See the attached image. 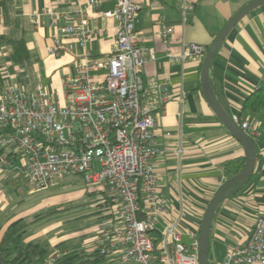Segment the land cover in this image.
Wrapping results in <instances>:
<instances>
[{
    "label": "crops",
    "instance_id": "0c3cea01",
    "mask_svg": "<svg viewBox=\"0 0 264 264\" xmlns=\"http://www.w3.org/2000/svg\"><path fill=\"white\" fill-rule=\"evenodd\" d=\"M134 1L139 5L135 16L139 45L153 52V58L142 71V103L157 121L155 143L161 152L153 164L160 196L169 205L168 212L158 223V231L153 234L159 238V231L166 222H179L184 243L192 245L195 241L192 235L199 238L209 202L229 180L224 172L225 163L238 158L240 166L246 165L242 143L226 128L203 93L204 59L227 23L254 0ZM87 2L6 0V8L0 10V35L23 38L29 59L24 64L13 61L12 45L0 43V95L10 88L32 93L42 90L62 105L70 103L65 80L74 74L75 65L84 59L85 50L100 59L112 53L119 21L116 17H106L104 12L114 11L116 1L101 0L97 7L88 8L89 27L99 33L85 48L74 44L72 51L62 52L59 57L49 52L58 29L51 26L44 12L61 13L68 9L74 13L84 9ZM187 4H192L193 8L183 15ZM37 13L40 14L38 22ZM164 23L173 28L168 43H163L160 36ZM193 43L203 45L206 53L182 58L183 51ZM105 73L102 70L94 72L93 76L103 80ZM209 80L227 114L231 118L239 116L250 120L262 135L254 141L257 162L250 179L237 192H228L212 221L209 262L223 264L228 250L247 240L264 208V114L258 121L255 115L243 110L248 97L264 84V5L248 13L219 45L211 62ZM13 175L19 174L15 171L0 174V187L2 181ZM87 192L99 195L92 209L58 220L37 236L40 238L33 241L36 236L29 237L26 242L45 239L42 242L46 243L49 256L57 252L95 250L99 224L108 207L101 190L87 189ZM3 200L0 195V214L7 206ZM9 217L7 214L0 217L2 232L13 222L25 218L11 220ZM44 232L48 236H44Z\"/></svg>",
    "mask_w": 264,
    "mask_h": 264
},
{
    "label": "built area",
    "instance_id": "2783aa9c",
    "mask_svg": "<svg viewBox=\"0 0 264 264\" xmlns=\"http://www.w3.org/2000/svg\"><path fill=\"white\" fill-rule=\"evenodd\" d=\"M100 1L88 0L74 13L44 12L58 29L51 55L72 51L74 44L85 48L95 39L99 31L90 29L86 10ZM115 1V10L104 12L119 21L112 53L100 59L85 50L84 59L65 80L69 104H60L42 90L10 88L0 95V174L17 172L33 192L49 190L57 179L72 175L81 176L88 188L101 190L108 210L99 224L96 248L109 264H199V238L192 235L194 243H184L179 222H166L159 238L153 234L169 209L153 164L161 152L155 143L157 121L142 103V71L153 52L139 45V5ZM192 8L185 5L183 15ZM172 33L164 23L162 42L168 43ZM205 53L203 45L193 43L181 57ZM102 70L104 79L97 80L93 73ZM232 120L247 134L259 135L250 120ZM11 158L12 166L7 165ZM58 256L53 253L44 264H54ZM223 264H264V208L247 240L229 249Z\"/></svg>",
    "mask_w": 264,
    "mask_h": 264
},
{
    "label": "rangeland",
    "instance_id": "374dc122",
    "mask_svg": "<svg viewBox=\"0 0 264 264\" xmlns=\"http://www.w3.org/2000/svg\"><path fill=\"white\" fill-rule=\"evenodd\" d=\"M8 178L1 180L0 195H3V202L7 206L0 217L7 214L11 216V220H15L24 216L32 221L23 237L24 242L29 240V237L36 236L32 239L35 241L47 226L58 220L71 218L83 210L87 212L98 202L99 195L89 194L88 187L79 175L59 178L52 188L41 192H32L31 184L22 175ZM38 215L42 217L36 219ZM44 236L48 234L45 233ZM39 240L42 242L45 239Z\"/></svg>",
    "mask_w": 264,
    "mask_h": 264
},
{
    "label": "trees",
    "instance_id": "16d2710c",
    "mask_svg": "<svg viewBox=\"0 0 264 264\" xmlns=\"http://www.w3.org/2000/svg\"><path fill=\"white\" fill-rule=\"evenodd\" d=\"M6 6V0H0V10L5 9ZM0 43L12 45L11 59L13 61L24 64L29 59V50L23 38L0 35ZM243 110L255 115L260 121L259 118L264 114V84L248 97ZM248 135L253 141L256 138L261 139L262 136L260 133L256 136L250 135V133ZM1 154L2 150H0ZM239 160L237 158L225 163L224 172L229 179L240 173L245 167V164L241 166L238 164ZM13 164L14 159H9L7 165L12 166ZM41 217L38 215L36 219ZM31 223L32 221L22 218L9 225L4 232L0 226V264H44L47 261L49 250L46 245H42L40 242L23 241ZM108 259L98 248L93 251L82 249L64 254L59 253L54 264H109Z\"/></svg>",
    "mask_w": 264,
    "mask_h": 264
},
{
    "label": "water",
    "instance_id": "95a60500",
    "mask_svg": "<svg viewBox=\"0 0 264 264\" xmlns=\"http://www.w3.org/2000/svg\"><path fill=\"white\" fill-rule=\"evenodd\" d=\"M263 5H264V0H254L248 5L244 6L233 16V18L218 34L215 41L209 48L205 56L202 67L201 82H202L203 93L208 103L215 111L219 119L226 126V128L242 143L246 152V165L240 173H238L237 175L233 176L228 181H226L225 184L218 189V191L215 193V195L209 202V205L205 211L201 223L200 234H199V264H210L209 255H208L209 237H210L212 221L217 208L228 197L229 194H233L234 192H237L248 182L252 173L254 172L257 162V151L254 141L234 123L232 118L227 114V112L222 107L221 103L219 102V100L215 95L213 86L209 80V70L217 48L228 36L231 30L248 13ZM238 183L240 184L234 188V186ZM229 191L231 192L228 194Z\"/></svg>",
    "mask_w": 264,
    "mask_h": 264
}]
</instances>
